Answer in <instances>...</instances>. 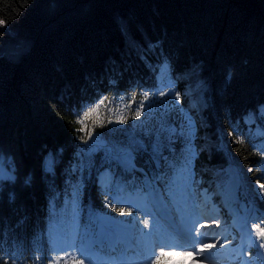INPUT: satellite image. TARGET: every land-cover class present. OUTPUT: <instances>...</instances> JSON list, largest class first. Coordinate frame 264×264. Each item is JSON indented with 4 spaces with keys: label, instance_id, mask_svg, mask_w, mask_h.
Segmentation results:
<instances>
[{
    "label": "trees",
    "instance_id": "obj_1",
    "mask_svg": "<svg viewBox=\"0 0 264 264\" xmlns=\"http://www.w3.org/2000/svg\"><path fill=\"white\" fill-rule=\"evenodd\" d=\"M0 20L4 21L0 27V159L7 162L9 171L0 178V264L14 249L26 251L23 264H30L28 258L40 246V230H46L53 213L60 233L67 232L74 187L78 186L81 194V231L87 223L97 236L98 218L107 215L119 221L140 217L134 210L132 216H121L103 204V194L115 192L112 175L108 187L102 188L95 171L86 182H81L79 173L70 178L67 171L73 159L82 156L85 163L88 161V154L80 153L86 146L77 147L79 141L71 134L79 125L75 115L66 110L70 93L73 104L87 107L98 92H103L100 114L110 117L116 111L120 114L122 108L130 117L132 112L125 106L132 103L133 96L137 102L143 99L139 88H122L119 97L99 85L85 89L88 73L109 59L119 61L128 52L146 86L171 79L174 88L182 90L178 107L192 117L193 136H187L184 113L170 105H166L165 120L178 129L184 125L185 138L177 144L181 162L189 146L195 152L192 167L201 186L193 190L199 204L204 194H212L222 212L220 218L229 223L230 216L220 202V194L229 198L230 193L226 170L232 167L250 180L260 177L264 182V0H0ZM121 25L126 26V32L121 31ZM157 41L164 56L160 48L148 49ZM140 49L146 60L139 59ZM148 63L156 66L155 75ZM164 65L168 70L159 78ZM164 111L165 106L155 109L143 120H150L147 126L157 124V114ZM225 111L237 120L238 135L244 141L232 143L231 152L219 134ZM248 118H253L252 123ZM132 122V126L138 123L129 120L130 125ZM102 139L126 137L116 132ZM103 155L98 152L93 158L99 161ZM247 166H253L254 171L248 173ZM221 180L224 192L220 189L218 195ZM120 184L121 198L136 194L122 180ZM246 199L251 195L241 185L239 201L245 204ZM65 200L69 201L67 207ZM230 204L239 207L236 201ZM117 206L123 204L118 202ZM231 234L236 236L231 244L235 246L239 236L236 230ZM47 247L46 254L55 255L52 245ZM249 251L255 256L260 249ZM72 259L69 255L61 264H71ZM170 260L164 256L162 264ZM183 262L176 258L171 264ZM224 262L239 264L240 259L231 254ZM255 264H264V259L260 256Z\"/></svg>",
    "mask_w": 264,
    "mask_h": 264
},
{
    "label": "snow or ice",
    "instance_id": "obj_2",
    "mask_svg": "<svg viewBox=\"0 0 264 264\" xmlns=\"http://www.w3.org/2000/svg\"><path fill=\"white\" fill-rule=\"evenodd\" d=\"M3 24L4 21L0 20V25ZM126 30V26L121 25V31L126 32ZM160 46L161 42L157 41L156 44H149L148 49L160 48V55L164 56L165 53ZM139 59H147L143 54V49L139 50ZM146 66L155 75L156 66L151 63ZM85 81V89L99 85L114 92L118 97L122 95V88L124 91L139 88L143 93L142 100L137 102L136 96H133L132 103L125 106L132 112L130 117L124 114H114V117L102 116L100 109L104 105L103 92H98L95 100L88 102L87 107L83 103L73 104L70 98L71 93L69 94L66 110L75 115L76 124L79 125L71 129V134L74 140L79 141L77 147L86 146L80 149V153L88 154L87 163L84 162L82 156L80 159H73L69 162L67 170L69 177L79 173L81 182H86L94 171L97 176L102 171L110 172L116 181L115 192L109 190L104 193L103 204L121 216H132L133 208L136 207L129 201L121 199V180L137 194L142 195L147 202V210L139 213L141 218L136 219L134 223L130 222L129 225L121 226L119 221L110 215L101 217L113 226L111 232L102 235H105L107 239H112L118 236L124 228H136L142 224L143 228L148 230L142 235L151 237L154 231L161 228V221H163L172 234L190 245V253L181 252V254L193 255L192 264L205 261L218 245L224 248L227 244H232L236 236L227 239L223 233H219L218 238L209 239L201 231V229L212 227L220 229L221 220L215 216L204 215V209L201 208L193 194V187L201 186L192 167L194 150L189 146L186 149L188 155L183 157L182 162L177 155V144L185 138L184 125L181 124L178 129L175 124L167 122L163 118L167 115L166 107L157 124L147 127L143 125V118L151 116L155 109L170 105L177 112L184 113L188 122L187 136L192 137L195 132L192 117L185 113L183 107H178L182 103V90H176L171 79L167 83L161 82L159 85L146 86L147 81L140 77L138 69L133 67L130 52L125 53L119 61L109 59L98 70L88 73ZM205 104L210 106L208 101ZM90 117L92 119L89 126ZM129 120L141 121V123L129 131V128L133 127L129 124ZM113 125L118 127H110ZM126 125L128 127H125ZM136 128L140 131L137 132ZM97 129L100 131L98 132ZM104 129H108V132ZM116 132L121 133L126 139L119 141L102 139L109 133ZM238 133L240 129L237 120L230 112L225 111L220 118L219 134L223 138L222 144L228 147L229 152L232 150V143L244 142L239 138ZM229 137L232 140H229ZM98 152L104 154L99 161L93 158ZM50 158L51 154H49ZM253 171V166H247L248 173ZM173 172H175L174 176ZM235 183L237 187L243 185L251 195L250 200H245L244 213L242 215L237 213L232 222L240 240L237 249L238 256L240 264H255L261 252L257 251L253 256L249 249L256 246L264 250V214H262L264 213V182H261L260 177L253 181L246 174L238 172ZM228 196L229 200L226 203L235 202L234 193H229ZM80 197V188L74 187L70 201L72 205L70 231L60 233L59 225L54 219L55 213L48 218L46 230L44 228L40 230L37 240L40 246L36 254L28 258L30 264H61V261L69 255L73 256L71 264H85L86 260L91 261L93 246H104L103 239L100 236H94L87 223L83 224V231H81ZM118 202L125 204L126 207L117 206ZM64 203L67 207L69 201L65 200ZM91 217L92 213L89 210V218ZM45 235L47 236L46 242L44 241ZM61 235L64 242L68 244L66 248L58 247ZM221 240L224 242L221 243ZM47 244L52 245L51 251L55 252V255L46 254L49 251ZM166 254V251L161 248L158 254L153 252L144 255L143 264H162ZM25 256L26 251L14 249L7 254L3 264H9V260L12 264H23Z\"/></svg>",
    "mask_w": 264,
    "mask_h": 264
},
{
    "label": "rangeland",
    "instance_id": "obj_3",
    "mask_svg": "<svg viewBox=\"0 0 264 264\" xmlns=\"http://www.w3.org/2000/svg\"><path fill=\"white\" fill-rule=\"evenodd\" d=\"M3 25H0V27H2ZM10 35V34H9ZM6 41V46H8V40H5ZM11 42V41H10ZM167 68H166V66L164 65L163 67H162V69H161V71H160V73H159V78H161V76H163L167 71ZM166 107V106H165ZM262 113H263V115H264V108H262ZM114 114H119V111H116V112H114L112 115H111V117H114ZM120 114H124L123 113V108L121 109V111H120ZM161 114L162 113H159V114H157V121L159 122V120L161 119ZM167 117V115L166 116H164L163 118L165 119ZM248 123L250 124V123H252V121H253V118H248ZM148 122H150V120L149 119H147V120H143V125L146 127L147 126V124H148ZM141 123V121H138V123L137 124H135V126L136 125H138V124H140ZM131 125H134V123L132 122L131 123ZM135 126H133V128L135 127ZM133 129H131L130 131H132ZM136 131L137 132H139L140 131V129L139 128H136ZM9 174V171H8V168H7V162L4 160V159H0V178H3V177H6L7 175ZM226 174L227 175H229V180H228V182H227V184H228V190L231 192V193H234V195H235V200H238V197H239V194H238V187L236 186V183H235V181H236V176H237V174H238V171L236 170V169H233L232 167H229L227 170H226ZM101 176L103 177V179L100 181V184L101 185H106L107 183H108V181H109V172H103V174H101ZM219 184H220V187H221V191L222 192H224V189H223V184H224V182L221 180L220 182H219ZM218 190H220L219 189V187H218ZM127 201H129L130 203H132V204H134L136 207L135 208H137L138 210H142V211H145V210H147V202H146V200H141V199H139L138 198V196H130V197H128L127 199H126ZM202 205H201V208L202 209H204V215H208V216H215L217 219H219V214L220 213H217V206H215L213 203H212V199H211V195L210 194H205V196L202 198ZM222 201V203H224V204H227L226 203V201H228L227 199H222L221 200ZM208 206V208L206 209V207ZM215 206V207H214ZM240 206H244V204L243 203H240ZM240 213L241 215L244 213V212H242L241 213V211L237 208V207H233L232 209H231V213H233L234 214V217L236 216V214L237 213ZM220 220H221V228L220 229H215L214 227H212V228H204V229H201V231H202V233H204L205 234V236L207 237V238H209V239H212V238H218V234L219 233H223L224 234V236L228 239V236L230 235V229L232 228V227H234L233 226V220L231 221V223H229V224H225V223H223L222 222V218H220ZM107 228V225H104L103 226V229L105 230ZM102 229V230H103ZM127 230H129V229H131L132 231H134L136 234H137V237H138V235H139V237H143V235H142V233L143 232H147V229H144L143 228V225L142 224H140V225H138V227H136V228H131V227H127L126 228ZM102 230H99L98 231V236H100V237H105V235H102V234H104V232L102 231ZM155 232V231H154ZM158 232L156 231V234H154L151 238H150V240L149 241H151V244H149L148 245V248H146L147 250L145 251V248L143 249L142 248V245H143V243H140L138 240H137V237H136V239L135 238H133V244H134V246L136 247V249H137V247H139L140 249H141V252H142V254H144V255H148V254H151V253H153V252H155L156 254H158L159 253V251L160 250H158V248H156L155 247V249H153V247H152V245H153V243L155 244V240H156V242H158L159 241V237H158ZM224 242V240H221V243H223ZM220 249H224V252L227 254V255H229V254H231V253H235L236 252V249H238V246L237 247H235V248H232L231 246H230V244H227L226 245V247H224V248H220L219 247V245L217 246V248L216 249H214L213 250V254H214V251H216V250H218V251H220ZM138 250V249H137ZM139 251V250H138ZM166 251V250H165ZM191 251V250H190ZM190 251L189 250H181V251H175L174 249H171V248H168V250L166 251V252H168L169 254H171L172 255V257H174V258H178V257H182V259L184 260V262H183V264H192V261H193V259H194V256L193 255H191V254H181V252H184V253H190ZM140 253V252H139ZM144 255H142V258H143V256ZM98 256L99 255H96L95 257H94V260H96V263L95 264H103L102 263V261L100 260V259H97L98 258ZM221 258H224V256L222 255V256H220ZM122 261H123V263L124 264H137L139 261H129L127 258H122ZM142 261V260H141ZM141 264H142V262H141ZM200 264H213V262H210L208 259H206L205 261H201L200 262Z\"/></svg>",
    "mask_w": 264,
    "mask_h": 264
},
{
    "label": "bare ground",
    "instance_id": "obj_4",
    "mask_svg": "<svg viewBox=\"0 0 264 264\" xmlns=\"http://www.w3.org/2000/svg\"><path fill=\"white\" fill-rule=\"evenodd\" d=\"M10 241H13V238L10 239ZM143 249L146 248V246L142 247Z\"/></svg>",
    "mask_w": 264,
    "mask_h": 264
}]
</instances>
